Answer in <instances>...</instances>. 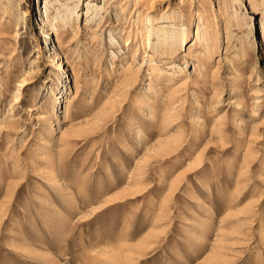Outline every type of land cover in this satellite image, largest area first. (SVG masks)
I'll use <instances>...</instances> for the list:
<instances>
[{
    "label": "rangeland",
    "instance_id": "1",
    "mask_svg": "<svg viewBox=\"0 0 264 264\" xmlns=\"http://www.w3.org/2000/svg\"><path fill=\"white\" fill-rule=\"evenodd\" d=\"M0 264H264V0H0Z\"/></svg>",
    "mask_w": 264,
    "mask_h": 264
},
{
    "label": "bare ground",
    "instance_id": "2",
    "mask_svg": "<svg viewBox=\"0 0 264 264\" xmlns=\"http://www.w3.org/2000/svg\"><path fill=\"white\" fill-rule=\"evenodd\" d=\"M58 28H59V27H58ZM58 28L51 27V28H50V33H51V34H54L55 32H58ZM17 101H18V97L15 96L13 102H17Z\"/></svg>",
    "mask_w": 264,
    "mask_h": 264
}]
</instances>
